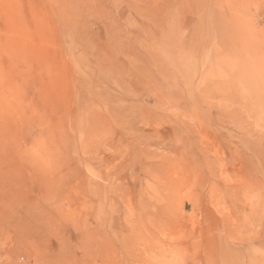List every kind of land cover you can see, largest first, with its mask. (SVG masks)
Returning a JSON list of instances; mask_svg holds the SVG:
<instances>
[{"label": "rangeland", "instance_id": "rangeland-1", "mask_svg": "<svg viewBox=\"0 0 264 264\" xmlns=\"http://www.w3.org/2000/svg\"><path fill=\"white\" fill-rule=\"evenodd\" d=\"M0 264H264V0H0Z\"/></svg>", "mask_w": 264, "mask_h": 264}]
</instances>
